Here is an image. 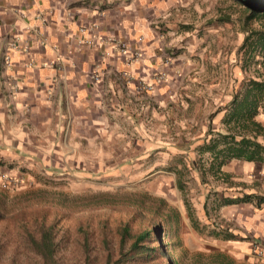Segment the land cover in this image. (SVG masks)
Returning a JSON list of instances; mask_svg holds the SVG:
<instances>
[{
    "label": "crops",
    "instance_id": "0c3cea01",
    "mask_svg": "<svg viewBox=\"0 0 264 264\" xmlns=\"http://www.w3.org/2000/svg\"><path fill=\"white\" fill-rule=\"evenodd\" d=\"M185 3L0 0V171L9 159L40 157L54 159L52 167L79 170L86 159L128 145L140 168L153 132L161 137L170 120L177 126L190 120L201 126L194 138L201 141L199 158L208 153L207 168L198 170L220 177L204 192L206 201L230 223L213 227L212 239L232 252L257 246L264 252V100L255 111L241 103L243 83L264 78V70L253 75L231 63L235 73L219 84L214 58L204 67L198 52H186L192 42L167 56L169 47L180 45L168 33ZM135 51L139 55L131 57ZM150 81L144 98L135 95L137 83ZM232 147L252 157L235 156ZM204 200L199 218L213 223Z\"/></svg>",
    "mask_w": 264,
    "mask_h": 264
},
{
    "label": "rangeland",
    "instance_id": "374dc122",
    "mask_svg": "<svg viewBox=\"0 0 264 264\" xmlns=\"http://www.w3.org/2000/svg\"><path fill=\"white\" fill-rule=\"evenodd\" d=\"M247 9L239 0H186L168 33L180 45L165 54L170 57L183 50L184 42H192L186 52H198L204 67L212 66L214 58L219 84L224 75L232 77L236 67L231 63L243 64L253 75L264 70L258 56L246 59L240 49L248 29L264 27V18H247ZM203 48L210 52L202 54ZM151 81L137 83L135 95L150 92ZM181 125L170 120L161 137L153 132L143 148L152 150L137 157L140 168L129 157L132 145L107 151L96 161L86 159L79 170L52 167L54 159L43 157L1 165L0 264H264L257 245V252H232L212 239L213 227L220 231L230 224L204 195L220 177L198 170L208 162V153L199 158L196 151L201 141L194 138L201 126L190 120ZM203 197L213 223L199 218ZM122 226L128 232L120 242ZM143 230L149 231L148 239L131 247L132 235Z\"/></svg>",
    "mask_w": 264,
    "mask_h": 264
},
{
    "label": "trees",
    "instance_id": "16d2710c",
    "mask_svg": "<svg viewBox=\"0 0 264 264\" xmlns=\"http://www.w3.org/2000/svg\"><path fill=\"white\" fill-rule=\"evenodd\" d=\"M242 2L246 7H248L249 16L247 18L252 17H262L264 18V0H239ZM264 22V21H263ZM262 25V23H261ZM240 49L242 50V55L246 59H252L255 56H258L260 58V63L264 66V27H261V29H248L247 33L244 35L241 43H240ZM243 87L245 88V92L243 94V98L241 103H249L250 111H255L256 109V103L259 98L264 100V78L262 79H254V78H248L246 82L243 83ZM242 143L245 144H252L254 148H258V145L255 143H251L247 140H242ZM204 148L209 149L211 146H204ZM244 150V147H232L231 151H233V154L235 156H242V157H252L250 153L246 154ZM220 162L218 161L217 164ZM151 231L153 229H150ZM127 227L122 226L119 229L120 234V242L123 241L124 233H127ZM149 237V231L143 230L138 231V233H135L132 235V241L130 243L131 247H137L139 242L146 241ZM43 246L46 247L48 243L44 240H42Z\"/></svg>",
    "mask_w": 264,
    "mask_h": 264
},
{
    "label": "built area",
    "instance_id": "2783aa9c",
    "mask_svg": "<svg viewBox=\"0 0 264 264\" xmlns=\"http://www.w3.org/2000/svg\"><path fill=\"white\" fill-rule=\"evenodd\" d=\"M11 45L13 46L12 43H11ZM121 50H122L123 53H125L126 51H128V48H127L125 45H122ZM126 54H127V53H126ZM130 55H131V57H136V56H137L136 53H132V54H130ZM145 87H146V89L148 88L147 85H146ZM2 177H3V178H6L4 175H2ZM256 252H257V251H256ZM258 252L261 253L260 251H258ZM262 254H264V252H263Z\"/></svg>",
    "mask_w": 264,
    "mask_h": 264
}]
</instances>
